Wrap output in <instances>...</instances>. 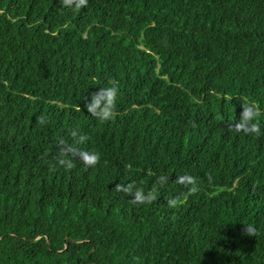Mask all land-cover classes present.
<instances>
[{
    "label": "trees",
    "instance_id": "16d2710c",
    "mask_svg": "<svg viewBox=\"0 0 264 264\" xmlns=\"http://www.w3.org/2000/svg\"><path fill=\"white\" fill-rule=\"evenodd\" d=\"M0 264H264V0H0Z\"/></svg>",
    "mask_w": 264,
    "mask_h": 264
}]
</instances>
